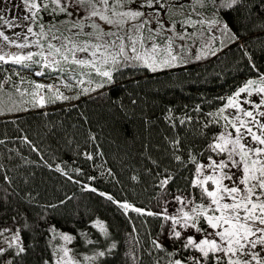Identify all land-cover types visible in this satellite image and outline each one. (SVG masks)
<instances>
[{
	"label": "snow or ice",
	"instance_id": "obj_1",
	"mask_svg": "<svg viewBox=\"0 0 264 264\" xmlns=\"http://www.w3.org/2000/svg\"><path fill=\"white\" fill-rule=\"evenodd\" d=\"M248 3H253L251 11L264 19V0H20L25 13L22 17L6 20L0 15V27L22 28L12 36L0 30V73H5L0 79V97L8 95L11 99L14 94L20 98L7 108L8 113L29 111L20 104L34 108L90 97L114 84L116 74L126 67H140L152 73L175 68L186 63L191 47L199 40L198 26L218 29L221 35L243 49L247 42L239 41L244 25H238V21L250 18L243 16ZM208 11L212 18H206ZM189 41L193 42L191 46ZM11 48L18 51L6 50ZM210 54L214 56L216 51ZM202 55H205L203 50L195 59L199 60ZM245 56L256 76L247 79L216 112L209 113L211 120L203 125V129L209 124L220 125L221 130L212 135L207 151L217 157L226 155V159H215L210 154L207 163H202L191 151L186 161L175 155L177 162L185 167L192 164L194 171L187 194L173 197L179 205L174 213L169 211L168 201L160 211L137 207L126 200L115 199L91 183L74 179L60 165L53 170L80 186L81 191L109 201L130 221L129 212L168 222L166 238L171 241L173 250L168 251L164 241L156 238L149 241L151 250L145 249L149 256L152 251L164 253L168 257L166 264H264V71L256 64L254 55L245 51ZM3 65L12 66L11 75L6 74L9 69H4ZM24 70L54 82L28 80L22 75ZM65 91L75 95H65ZM253 96L258 99H251ZM3 105L0 98V116L6 114ZM184 123L185 120H180V124ZM203 129L201 132L206 135ZM22 139L31 151L40 155V150L27 136ZM89 139L95 142L96 137ZM4 143L0 140V145ZM173 146L178 150L181 141L175 140ZM83 155L88 161L95 159L87 151ZM95 155L103 153L97 150ZM40 159L43 160V156ZM45 164L52 168L46 161ZM74 172L76 176L84 175L80 168ZM107 172L113 175L111 169ZM87 179L94 181L96 177ZM174 179L171 174L166 175L158 187L166 189ZM0 181L9 188L12 186V177L3 163H0ZM11 195L13 192L8 188H0V206ZM72 198L68 196L59 204ZM58 206L50 204L45 210ZM12 219L16 222L17 216ZM92 226L104 237L109 236V229L102 221L96 220ZM49 229L53 238L58 237L64 243L53 245L51 258L43 264H83V261L105 264L103 258L113 255L117 249L113 240L104 249L95 250L93 255L81 260L79 254L68 247L76 237L59 231L55 224H50ZM25 230L32 231L27 222L18 223L14 230L0 229V264H23L28 253L22 237ZM137 231L133 224L132 232ZM177 242L180 247H176ZM87 243L98 242L89 239ZM128 256L134 261L138 259L132 252ZM156 264H160L159 259Z\"/></svg>",
	"mask_w": 264,
	"mask_h": 264
},
{
	"label": "trees",
	"instance_id": "obj_2",
	"mask_svg": "<svg viewBox=\"0 0 264 264\" xmlns=\"http://www.w3.org/2000/svg\"><path fill=\"white\" fill-rule=\"evenodd\" d=\"M252 8L253 3H248L243 16L250 18L238 21V25H244L239 41L247 42L243 49L227 39L203 51L205 55L199 60L195 57L201 51L191 49L186 63L177 68L151 73L140 67H126L116 74L114 84L90 97L50 103L44 108L20 104L29 111L8 113L7 108L20 98L14 94L11 99L8 95L0 97L6 113L0 116V140L5 141L0 145V163L12 177L10 188L2 181L0 188L13 192L0 206V229L14 230L23 222L32 226V231L22 233L28 247L23 264H43L51 258L53 245L58 246L60 241L53 238L50 224L76 237L73 247L81 260L114 240L117 249L103 258L105 264H156L157 259L166 264L168 257L164 253L152 251L149 256L145 251L151 250L149 241L153 238L164 241L168 251L173 250L171 242L161 235L165 221L129 212L130 221L115 205L94 193L81 191L80 186L53 169L60 165L74 179L91 183L119 201L126 200L152 211H156L164 193L186 195L194 166L189 163L185 167L175 160V155L186 161L191 151L200 162L207 159V144L221 130L218 124L203 129L211 120L209 113L216 112L247 79L256 76L248 67L245 51L254 55L256 64L264 71V19ZM211 51H216V55H211ZM11 67L3 65L9 69L7 75H11ZM22 74L32 75L28 70ZM65 95L75 93L67 91ZM180 120L185 123L180 124ZM24 136L40 150V155L23 142ZM90 136L96 137L95 142ZM177 139L181 141L178 150L173 146ZM97 150L103 155L96 156ZM85 151L95 156L94 161L85 159ZM45 161L52 165L51 169ZM77 168L84 175L76 176ZM108 169L112 176L108 175ZM169 174L175 179L166 189L158 187L160 180ZM88 176H95L96 180L89 181ZM68 196L73 198L60 205ZM50 204L59 206L45 210ZM13 216H17L16 222ZM96 220L109 229L108 237L92 226ZM133 224L138 229L135 233ZM89 239L98 243L90 245ZM176 247H180L179 242ZM129 252L138 259H130Z\"/></svg>",
	"mask_w": 264,
	"mask_h": 264
},
{
	"label": "rangeland",
	"instance_id": "obj_3",
	"mask_svg": "<svg viewBox=\"0 0 264 264\" xmlns=\"http://www.w3.org/2000/svg\"><path fill=\"white\" fill-rule=\"evenodd\" d=\"M14 4H19L20 6L18 8L13 7ZM24 6L23 4H20V0H0V15H3L4 18L6 20H11L13 19V17H22L25 13H24ZM206 18H212V13H205ZM20 22V21H17ZM199 27V40L195 43L194 47H191V49H197L198 51H208L210 49L213 48L215 43H223L224 41H226L228 39V37L221 35L220 31L218 29H214V28H209L207 26H198ZM0 30L5 31V34L12 36L14 32H21L22 28H12L9 29L7 26H3L0 27ZM189 31H191V29H189ZM202 34V35H201ZM192 42V41H189ZM188 42V43H189ZM192 45V44H191ZM189 45V46H191ZM7 51L10 52H17L18 50L15 48H11V49H6ZM27 51V49L25 50ZM179 67V65L177 66ZM175 67V68H177ZM173 69V68H171ZM167 70V69H165ZM163 71V70H162ZM160 72V71H158ZM152 73V72H151ZM25 76L26 79L28 80H38L44 84H49V83H53L54 81L52 79L49 78H45V77H35L34 75H28V74H22ZM2 75L0 76V79H2ZM12 79L15 80L16 77ZM67 91H65L66 94ZM251 99L256 100L258 99V97L253 96L251 97ZM44 108V107H41ZM211 153H209L207 151V157L210 155ZM214 156L215 159H226V155L223 157H217L214 154H211ZM202 163H207V159L205 161H203ZM175 195H181V194H162L157 202L156 207V211H160L161 208L164 206V202L168 201V209L170 212L174 213V210L176 207H179V205L175 204L173 197ZM162 238H164L165 240L170 241L169 239H167V235H168V222L165 221V226L163 228L162 231ZM0 240H2V238H0ZM171 242V241H170ZM63 241H60L58 246L63 245ZM68 247L72 248L73 251L75 252V249L73 247V243L71 245H68Z\"/></svg>",
	"mask_w": 264,
	"mask_h": 264
}]
</instances>
